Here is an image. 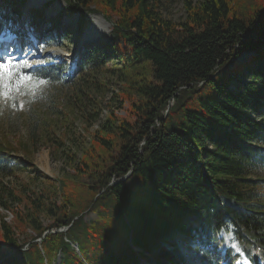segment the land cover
<instances>
[{"label":"trees","instance_id":"1","mask_svg":"<svg viewBox=\"0 0 264 264\" xmlns=\"http://www.w3.org/2000/svg\"><path fill=\"white\" fill-rule=\"evenodd\" d=\"M26 1L0 2V21ZM63 1L75 33L100 14L119 42L25 70L58 84L70 113L61 128L60 116L29 121L17 148L52 142L69 170L53 179L0 139V174L17 180L0 182V264H234L222 232L264 264V70L232 86L240 54L264 58V0H182L177 21L164 12L178 0ZM74 120L87 144L67 134Z\"/></svg>","mask_w":264,"mask_h":264},{"label":"rangeland","instance_id":"2","mask_svg":"<svg viewBox=\"0 0 264 264\" xmlns=\"http://www.w3.org/2000/svg\"><path fill=\"white\" fill-rule=\"evenodd\" d=\"M46 1L48 0H28L26 1V6L22 7V10L20 11L22 15L21 17L17 19H11L9 18V16H7L8 19L6 21H2L4 32L7 33L8 28H15L18 30L20 29V34H18V36H22L21 45H29L30 50L34 54H42V57H38L31 68L35 66L51 64L53 62L63 63L68 68H70L72 67V65L76 64L77 59L80 55V51L82 50V47L84 45L101 47V44H116L119 42L112 33L111 24L107 22L102 15L88 14L87 25L79 34L75 33V31L77 30V14L73 16H63L61 18H58L57 13H59L58 11H61L62 8H64V1L51 0L52 3L49 6H44V3ZM191 1L193 3H196L200 0ZM0 2H4V0H0ZM30 9L35 10V12L33 13L38 12L41 15L42 21L40 24L36 23L35 20L30 19L27 22V13ZM0 11L8 14L5 6H3ZM164 15L167 18H171L175 21L183 18L185 16V13L182 0H178L175 3H172L164 12ZM24 18H26L27 25L22 22ZM30 31L38 32L39 37L33 39L29 34ZM6 33L2 34L0 38L12 37L10 43L15 45V51H17L15 55H17L18 58L22 59L26 57L29 61H32L31 58L29 59L30 54L27 56L28 50L27 52L20 50L19 40H17V36H8L6 35ZM55 33H57L59 36L55 37ZM52 35L54 36L53 39L49 40V37ZM1 46L6 47L7 45L0 44V48ZM249 55H252L250 59ZM61 57L64 59H62ZM255 57L256 56L253 51H246L236 58L235 62L236 64L241 65L242 70L236 76L235 82L233 81L232 83L234 90H238L240 88L239 81L237 79L245 81L249 79L253 70L251 71L247 67L255 69L257 64L259 63V70H264V58L257 57V59L254 60ZM113 58H115V56L110 58L108 61L110 63L115 62L113 61ZM245 68L247 70L246 72L243 71ZM21 101H23V106H21ZM262 108L264 109V107L262 106L260 110H262ZM60 111L70 113L67 106L66 97L64 96V93L60 91V87L58 86V84L50 83L48 81L46 84L40 85L34 95H20L19 93H17L16 99H0L1 141L3 143H6L8 146L16 148L13 149V154L17 156L18 159L29 160L32 163L33 167H35L38 171L48 175L53 179L59 178L64 170L68 171L69 169L62 160V157H57V155H55L53 146H51L52 142H37L32 148V154L29 155L24 153L22 149L17 148V143L19 141L23 142V140L26 139L30 123L33 121H41L44 118L56 119V117L60 116L61 120H58V124L60 125V128L61 126L63 127L64 120L59 113ZM115 113L119 116H125L124 110H116ZM101 115V118L107 115L105 107ZM255 118L258 119V115L255 116ZM82 128L83 124L80 120H74L73 123L72 121H69L65 126V129H67L68 131L67 134L70 137H72V135H75L76 138L79 137L81 145L87 144L90 137V135L86 134V132L85 137H80L79 134L83 132ZM96 128L97 124L93 127H90L89 132L95 130ZM258 174L264 177V168L260 169ZM16 177L20 180L26 181L27 173H16ZM14 181L17 182V180H15L11 176H3L0 174V182ZM255 192L258 196V199L264 202V187L262 185L257 186ZM0 212L3 213L1 209ZM6 215V220L10 221L12 216L9 213H7ZM90 216L94 217V214H91ZM64 230L66 229H62V231ZM228 233L230 232L221 233V237L224 240V247L233 248L235 242L232 238V235H227ZM59 262L60 256L57 255L54 260V264H58ZM235 264H245V261L244 259H240Z\"/></svg>","mask_w":264,"mask_h":264},{"label":"snow or ice","instance_id":"3","mask_svg":"<svg viewBox=\"0 0 264 264\" xmlns=\"http://www.w3.org/2000/svg\"><path fill=\"white\" fill-rule=\"evenodd\" d=\"M12 37L0 38V44L7 45L0 48V99L8 98L9 100L16 99V94L34 95L39 86L46 84L37 72L25 71L33 65V61L25 58H18L15 52V45L10 43ZM23 106V101L20 102ZM227 235H231L228 233ZM234 250L241 259H244L247 264V259L242 255L238 245H233ZM259 251V250H257Z\"/></svg>","mask_w":264,"mask_h":264},{"label":"bare ground","instance_id":"4","mask_svg":"<svg viewBox=\"0 0 264 264\" xmlns=\"http://www.w3.org/2000/svg\"><path fill=\"white\" fill-rule=\"evenodd\" d=\"M28 54H30V55H29V59L31 58V60H32L33 62H36V59H38V57H39V58L42 57V54L37 55V54H34L32 51L28 52ZM28 54H27V55H28ZM61 55H64V54H61ZM61 58H62V57H61ZM62 59H64V58H62Z\"/></svg>","mask_w":264,"mask_h":264},{"label":"water","instance_id":"5","mask_svg":"<svg viewBox=\"0 0 264 264\" xmlns=\"http://www.w3.org/2000/svg\"><path fill=\"white\" fill-rule=\"evenodd\" d=\"M40 240H41V239H37L36 241H37V242H40Z\"/></svg>","mask_w":264,"mask_h":264}]
</instances>
